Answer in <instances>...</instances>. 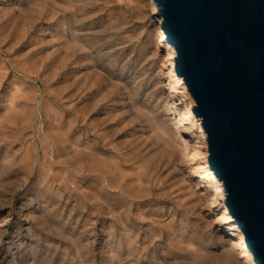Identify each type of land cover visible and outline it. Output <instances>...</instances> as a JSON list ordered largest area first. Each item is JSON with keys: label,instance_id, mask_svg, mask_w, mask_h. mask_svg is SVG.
<instances>
[{"label": "rangeland", "instance_id": "rangeland-1", "mask_svg": "<svg viewBox=\"0 0 264 264\" xmlns=\"http://www.w3.org/2000/svg\"><path fill=\"white\" fill-rule=\"evenodd\" d=\"M152 1L0 0V264H254Z\"/></svg>", "mask_w": 264, "mask_h": 264}, {"label": "water", "instance_id": "water-1", "mask_svg": "<svg viewBox=\"0 0 264 264\" xmlns=\"http://www.w3.org/2000/svg\"><path fill=\"white\" fill-rule=\"evenodd\" d=\"M208 163L255 264H264V0H154Z\"/></svg>", "mask_w": 264, "mask_h": 264}, {"label": "bare ground", "instance_id": "bare-ground-1", "mask_svg": "<svg viewBox=\"0 0 264 264\" xmlns=\"http://www.w3.org/2000/svg\"><path fill=\"white\" fill-rule=\"evenodd\" d=\"M151 7H152V9H151L152 14H158V9L156 7V4H155L154 0L152 1V6ZM160 31L161 32H160V36H159L160 37L159 38V42L160 41H163L165 43V46H166L165 49H166V51L169 52V55H170V57H169L170 63L169 64H170V70H171V73H172L171 76H170L171 77V82H172V88L176 89L180 94H182L183 96H185L187 99H190V101L192 102V98L190 97L191 96L190 95V92L187 90V87L184 84V81H183L182 77L178 76L176 74V72H175V68H174V65H175L174 58H175L176 53H175L173 47L168 43V41L166 39L165 32L162 29ZM190 113H191V115L193 114L191 111H190ZM198 128L200 129L199 131L201 133V136L204 138L205 137V132H204L202 126L199 125ZM206 144H207V142H206ZM207 154L204 155V160L206 161L207 166L209 167V163H208V157H209L208 145H207ZM212 180H214V182L216 184H218L217 188L215 189V192H217L220 195L221 199H222L223 198V191H222V187L223 186H222V184H220L214 178ZM196 185H198V184H196ZM194 190L195 191L196 190L201 191V188H199V186H195V189ZM200 195H203V193L200 192ZM221 202H222V206L224 208V214L228 216V219H229L228 221L230 223H232V229L235 230V231H237V234H238V237H239V241L241 242L242 248L244 250V252H240L239 259L240 260H244L245 262H251V263H254L255 264L254 259H253V256H252V254L250 253V251L248 250V248L246 246L245 239H244L242 233L240 232L238 226L236 225L234 219L230 215L229 210H228V208L226 207V205L224 203V199H222Z\"/></svg>", "mask_w": 264, "mask_h": 264}]
</instances>
